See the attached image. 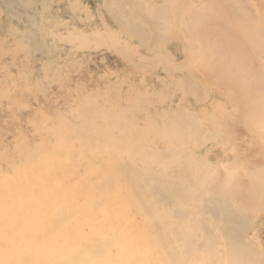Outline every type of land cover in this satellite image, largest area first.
<instances>
[{"label": "bare ground", "instance_id": "6f19581e", "mask_svg": "<svg viewBox=\"0 0 264 264\" xmlns=\"http://www.w3.org/2000/svg\"><path fill=\"white\" fill-rule=\"evenodd\" d=\"M2 1L11 13L26 12L23 29L26 40H33L44 53L47 42L44 38L36 39L32 28L36 25L40 30L36 16L39 10L34 7L39 0ZM40 1L44 5L45 0ZM104 1L102 4H107ZM130 1V5L135 2ZM186 1L162 0L158 8H151L152 1L151 4L147 1L152 24L156 28L167 26L170 20L165 21L160 13L172 10L173 6L180 9L183 4L178 12L185 24L181 27L189 37V47H195L198 55L192 53L195 58L189 56L181 63L188 68L181 67L189 69L195 65L196 57L198 64L200 60L206 64L202 59L207 63L213 61L218 67L215 78L226 80L216 90L228 102L209 100L212 83L197 80L206 74L195 73L193 69L194 73L190 71L196 75L193 79L181 71L183 77L170 75L169 80L160 79V82L167 80L185 95L195 97L200 105L196 113L176 105L172 97L171 101L162 100L165 105L161 108L160 100L155 105L144 94H137L139 91L127 97L128 105L113 102L108 106L105 99L99 102L96 96L85 95L69 111L59 113L62 115L45 126L46 131L40 133L39 139L19 148L14 161L4 160L9 164L8 169L0 167V264H264V251L256 234L264 225V178L261 177L264 174V13L260 10L264 9V0ZM107 2L119 8L124 6L123 1ZM86 3L81 5L83 8L79 7L82 2L78 4L81 9L76 13L85 10ZM136 3L135 8L132 6L135 10ZM105 9L113 11L109 7ZM124 10L122 22L127 20L125 26L133 23L136 28L133 21L137 16L128 13L127 8ZM118 13L115 15L120 16ZM14 29H9L10 33ZM48 31L55 34L59 30ZM100 32L101 29L96 34ZM79 34L81 40L84 35ZM96 39H92L94 44ZM22 40L16 42L20 45ZM88 40L91 39H83ZM105 42L100 43L105 45ZM17 47H12L15 54ZM28 65L23 67L28 69ZM202 67L203 71L205 66ZM46 71L42 73H49ZM215 78L210 73V79ZM213 151L227 156V165L218 168L219 162L215 168L207 163L204 154Z\"/></svg>", "mask_w": 264, "mask_h": 264}, {"label": "rangeland", "instance_id": "374dc122", "mask_svg": "<svg viewBox=\"0 0 264 264\" xmlns=\"http://www.w3.org/2000/svg\"><path fill=\"white\" fill-rule=\"evenodd\" d=\"M66 1L67 2L69 1V2L66 3ZM72 1H74V2H72ZM76 1H79V3ZM96 1H97V4H96ZM103 1L104 0H52V1L51 0H45L44 5L42 4L43 2L40 0L38 1L39 3L36 2L34 7L36 6L35 10H39L38 12L40 14L37 13L36 16H38V26L39 25H41V26H40V30L37 29L36 25L32 26V28L35 31V36H36L35 38L36 39L42 40L44 38V40H46V42H47V48L45 49V51L43 53L42 51H40L36 47V44L34 43L33 40H31V39L29 40V38L26 40V37H25L26 33H23L24 32L23 29L26 26L24 23V19L26 21V12L21 10L22 14L18 13V12H15V14H14L13 11L11 13L10 12L11 10L5 5L6 3L3 2L2 0H0V2H1L0 3V10H1L0 22L2 23V24L0 23L1 24L0 25L1 26L0 27V32H1L0 33V44H2V45H0V55H1L0 60H2V61H0V65H1L0 68L2 66L3 67L6 66V67H4V69L1 68V70H0V95H1L0 96V152L3 153L1 155H5V156L0 155L3 158V159L0 158L1 159L0 160V167L1 168L5 169V170L8 169L9 164H7L6 162L7 161L12 162L16 159L17 151L19 150V148L21 146L27 145L28 143L30 144V142L34 141L35 139H39L40 133L43 135L44 131H46L44 129L45 126L48 127L49 126L48 124H50V122L53 120V118L54 119L58 118L64 112H67L72 107L76 106L77 103H79L84 98L85 95H94V96H96V100H98L99 102H102L105 99L104 104H106L108 106H110L113 102H118L120 104L122 103L123 105H128V102L126 104V101L128 99L127 97L132 95V94L134 96V91H136V92L139 91L140 93H137V94H139V95L144 94L143 96L152 100L151 103H153L155 105L160 100L159 102L161 104L158 106H160L161 108H162V106L165 105L164 102H162V100H164L165 98H166L165 100H170L169 98L172 97V102H174L176 105L180 104L179 106H181L183 109L190 110L191 112L196 113V111H199L198 108L200 105H198L195 97L185 95L183 91L177 90L176 88L172 87L170 82L167 81L170 79V77H171L170 75H173L175 77H179V76L183 77L181 74V71H183L184 73H187V75H189L193 79L194 77H196V75L194 76L192 74L195 71V73L198 72V73H204V75L206 74L205 75L206 78H205V76L201 75V77H203L202 78L203 80L202 79H197V80H199L200 82H202L204 84L212 83V86L209 85V87H211V88L208 89L209 100L215 99L217 101L228 102V100L223 99L222 95H220V92L218 90H216L217 87L225 85L226 80L223 79L224 83L221 84V82L223 81L222 78H219L221 81L218 79V76H217V79L215 78L216 77L215 73H217L216 68H218V67H216V65H214V63H212L213 61L208 60V63H207L206 60L202 59L204 61V63H206L203 65V62L200 60L201 58L199 57V60L202 62V64L200 63V61L198 64L197 63L198 57H196L197 58V59H195L196 63L194 62L195 60H192L195 63V65L192 64V67L189 66L190 67L189 69H184V70L182 69V67H184V68L186 67V64H184V66H182L181 63L182 64L185 63L184 61H187V59L193 55L192 53L195 52V56L198 55V54H196V51L198 53V50H196L195 47L194 48H193V46L189 47V45H190L189 44V37H187L188 35L186 34V32L181 27V26L185 25V24H183L184 21L181 20L182 18L179 16L180 15L179 13L181 12L179 10L180 9L182 10V7H184L183 4H180L182 6V7L179 6L180 9H178V7L174 8L175 6H173V9L171 7L172 10H170V8L166 9L165 11L167 12V14L169 16L166 14L165 11L163 13H160L161 15H163L165 17V21H166V19L170 20V21H167L168 22L167 26H165V25L162 26V28H164L163 29L164 31H163L162 28H159V27L156 28L157 26L155 27V25L153 26L152 20L150 18V14H149V13H151L150 12L151 8H154L155 6H156L155 8H158L161 5L160 3H162V0H142V3H141V0H135V2L137 1L138 3H140L139 5H138V3H136L137 4L136 10L134 9L135 8V4H134L135 2H133L132 5H130V3H131L130 0H116V1H123L124 2V4L122 2V4L124 6H121L123 8L124 13L121 11L122 8H119L116 5L112 6V4H113L112 2H107L110 0L104 1V3L106 2L107 4H109L108 6H107V4L103 5L102 4ZM147 1L150 4L152 1V7L151 8H150L149 4H147ZM81 2H82V4H80ZM85 2H87V3L84 6V9L85 8L86 9L85 10L82 9V10H80V12L78 11V13H76L77 10L83 8L81 5L85 4ZM60 3L66 9L62 8ZM64 3L67 5L65 6ZM48 4L50 5V7ZM68 4H70L69 5L70 9L68 8ZM74 4H75V6L77 5V7H78V4H80L79 7H81V8H79V7L77 8V7L73 6ZM128 4L130 5V7L133 6L134 8L133 7L130 8ZM96 5H98V6H96ZM71 6H73L72 9H71ZM88 6H89V8H87ZM104 7L105 8L109 7L111 9V11L112 10L113 11L112 12L107 11L108 8L105 9ZM146 7H148V8H146ZM126 8L128 10V13L130 11L131 12L130 14L137 16V18H136L137 20L135 19L137 22L135 20L133 21L134 24L136 23V26H137L136 28H134L135 25L133 26V23H130L129 27L125 26L126 25L125 23L127 22V20H126V22H122L123 19L125 18V15H124L125 10L124 9H126ZM40 9L43 11L42 12L43 14H41ZM57 9H58V11H57ZM62 9H63V12H61ZM68 9L70 11H68ZM73 9L75 12L73 11ZM137 9H140V11ZM147 9H149L148 10L149 12H147ZM32 10H34V8ZM71 10L74 13H76L77 15L81 14L80 16L83 19H81V18L77 19L78 18V17H76L77 15L73 14V12ZM98 10H99V12L102 11L100 13V14H102V16H99ZM119 10H120V12L118 13L117 11H119ZM142 10H143V12H141ZM260 10L262 13H264L263 12L264 9H260ZM66 11H68V12H66ZM153 11L156 12V9H153ZM159 11H160V9H159ZM108 12H110V14ZM137 12L140 15L139 14L137 15L136 14ZM10 13L12 15H9ZM34 13H36V12H34ZM84 13H86V14L84 15ZM96 13H98V14H96ZM117 13L120 16L115 15ZM144 13L149 14V16L146 14V16L144 15V17H143ZM13 14L16 15V17L13 16ZM5 15L8 17V19ZM19 15H20V18H19ZM90 15H93L92 16L93 18L91 17L92 19L89 17ZM97 15L99 17H102V18H98ZM141 15H142V17H141ZM152 15H153V13H152ZM41 16H42V18H41ZM145 17H146V19H145ZM39 18H41V19H39ZM86 18L88 20H86ZM115 19L117 21L120 19L121 20H120V22L119 21L116 22ZM4 20L7 21V23H8V24H5L6 26L4 25V23H5ZM100 20H101V22H100ZM2 21H4V22H2ZM61 21L63 23H61ZM81 21H83V22L81 23ZM84 21H85V24H84ZM145 21H147V23L149 25L147 23H144ZM15 22L17 24L19 23L17 25V27H16V25H14V24H16ZM39 22H40V24H39ZM71 23L73 26L75 25L73 28H72ZM123 23H124V25H123ZM107 24L109 25L108 27L106 26ZM177 24L179 25V27ZM120 25H122L121 27H123V26L124 27L119 28ZM141 25L144 27H142ZM4 27H5V31H4ZM9 27H14L17 31L15 32L14 28H9ZM97 28H98V30H97L98 33L101 29L100 33L102 35L96 34ZM103 28L105 29L106 32H104ZM9 29H14V30H12L10 33ZM50 29H51V31H54V32L59 30L56 33H59L60 37H57L56 35H58V34H56V33L52 34V32H49L48 30H50ZM134 29H137V30L140 29V30L137 31L136 33H134L135 32ZM177 29H178V31H177ZM180 29L183 31H181ZM66 30L67 31L70 30V33L66 32ZM72 30H73V32H72ZM39 31H40V34H39ZM132 31H134V32L132 33ZM8 32H9L10 36H9ZM60 32H62V33H60ZM79 32H80V34H79L80 36L84 35V36L80 37V38H82L81 40L77 37V34ZM108 32H109V34H108ZM182 32H183V35H182ZM4 33H6V34H4ZM70 34L73 37L76 36L80 41L78 39L77 40L73 39V37L69 38V37H71ZM128 34L130 37L128 36ZM135 34L137 36H134ZM93 35H95V36H93ZM160 35H162L163 37H161ZM18 36H21L22 38L18 37ZM23 36H24V38H23ZM15 37H18L19 39L16 38V40H15ZM64 37H67V39ZM84 37H87L88 39H91V40L83 41V39H87ZM160 37H161V39H160ZM51 38L52 39L54 38L53 41ZM100 38H102V39H100ZM142 38H143V40H142ZM3 39H5V40H3ZM49 39H50V41H49ZM71 39H72V41H69ZM92 39L97 40V41H95L96 44H94V41ZM115 39H116V41L113 42V40H115ZM187 39H188V41H187ZM21 40L23 42H20L21 44L19 45V43H17V42L21 41ZM103 40H106L107 44H106V42H105V45H103V43H100ZM119 40H120V43H118ZM12 41H14V42H12ZM91 41H93V42H91ZM153 41L155 42V44ZM53 42H54V44H52ZM69 42H71V43H69ZM83 42L84 43L88 42V44L83 45ZM98 42H99V44H98ZM138 42H139V44H138ZM13 43L14 44L16 43L17 46L19 45V47H17L16 44L14 45ZM28 43H29V46H28L29 49L26 45ZM30 43H31V45H30ZM114 43L115 44L117 43L116 44L117 46ZM120 44H121V48H120ZM126 44H128V48L126 47ZM24 45H26V46L24 47ZM78 45H80V46H78ZM20 46L24 47L23 50H20V49H22ZM75 46H77V47L75 48ZM138 46H140V47H138ZM1 47L3 48V50ZM12 47L14 49H16V47L19 48V49H17L18 51H16L17 52L16 54H15L14 49H12ZM7 48H9V49H7ZM123 48L126 52L123 50ZM117 49H118V52H117ZM5 50H7V51L5 52ZM9 50H12V51H9ZM25 52H28V53H26L27 55L25 54ZM13 54H15V56H13ZM186 54H188V55H186ZM19 55L20 56L23 55L24 57L23 56L20 57ZM45 56H46V58H45ZM39 57H41V58L43 57L42 58L43 61ZM49 57L50 58L52 57V59H50ZM54 57H56V58H54ZM192 57H194V55ZM23 59L24 60L26 59L25 60L26 64H24L25 61ZM38 59H39V61H37ZM44 59L46 60L45 62H44ZM153 59L155 61L157 59V62H150V61H154ZM5 60L7 61V63ZM13 60L15 61V63ZM21 60L23 62L22 64L20 63ZM34 60H35V62H34ZM51 60H54L56 63L54 61H51ZM190 60L191 59H189V61ZM41 61H42V64H41ZM48 61H49V64H48ZM189 61L187 62V64L188 63L191 64V61L190 62ZM28 62H29L30 66L28 65ZM13 63L15 65V67H18V68L13 67L14 65H11ZM136 63H137V65H136ZM196 64H198V65L196 66ZM200 64L202 66H205V69H204L205 71L204 70L202 71V68H204V67H202ZM208 64L212 65V66H210L211 68L210 67L208 68ZM27 65H28L29 70L26 69ZM41 65H44V66H41ZM23 66L26 68H24ZM141 66H144V67L141 68ZM206 66H207V69H206ZM20 67H22V68L20 69ZM31 67L35 69V70L33 69L34 72H33ZM179 67H181V68H179ZM196 67H198V68H196ZM54 68H56V70ZM186 68H188V67H186ZM214 68H215V71L213 70ZM193 69H194V71H193ZM6 70H7V74L9 72L8 75L6 74L8 77H5L6 76L5 75ZM13 70H14V72H11ZM25 70L26 71L28 70V73H26ZM41 70L42 71L47 70L46 72L49 71V73H45V75H44V72L42 73ZM169 70H172V71L168 72ZM20 71H22V72H20ZM190 71L191 72L193 71V72L191 73ZM35 72L37 74H35ZM22 73H26V74L24 75ZM210 73H211V75H214L215 80L210 79ZM31 75H34V76H31ZM49 75H50V77H49ZM51 75H53V76H51ZM3 76H4V78H3ZM159 76H161V77L159 78ZM197 77H198V75H197ZM3 79H5V80H3ZM16 79H17V81H16ZM160 79H161V81L163 79H167V80L165 82L163 81L164 83H161ZM209 79L211 82H209ZM142 80H143V83L141 85L140 82H142ZM217 80H218V82H217ZM215 81L217 84H215ZM40 82H42V83H40ZM48 83H50V85ZM213 83H214V85H213ZM133 85L135 88H133ZM10 88H12V89H10ZM97 88H99V90ZM175 90H176V92H175ZM10 91H12V92H10ZM165 91L166 92L168 91L167 95H166ZM4 93H6V94H4ZM59 113H62V114H59ZM57 115H59V116H57ZM49 119H51V120H49ZM38 125H40V126H38ZM27 139H30V140H27ZM16 146H18V147L16 148ZM248 154H246V155H248ZM204 155H206V158H207L206 162L211 164V166L214 165L215 168L219 162H220L219 166H217L218 168H220V165H223V166L227 165L226 161L228 160V157L223 156V153H221V152L213 151L210 153H206ZM4 157H5V159H4ZM224 157H226V158H224ZM221 159H222V161H219ZM4 160L6 162H4ZM10 162H8V163H10ZM215 162H217V163H215ZM261 177L264 178V174L261 175ZM256 234L261 240V241L259 240V243L261 244V247L264 251V225H263V227H261L259 232H257Z\"/></svg>", "mask_w": 264, "mask_h": 264}]
</instances>
